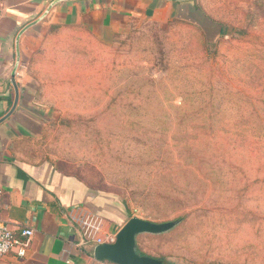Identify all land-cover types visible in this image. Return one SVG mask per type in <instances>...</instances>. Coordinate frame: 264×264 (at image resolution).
<instances>
[{
	"label": "rangeland",
	"instance_id": "374dc122",
	"mask_svg": "<svg viewBox=\"0 0 264 264\" xmlns=\"http://www.w3.org/2000/svg\"><path fill=\"white\" fill-rule=\"evenodd\" d=\"M211 2L225 34L185 18L105 43L52 25L32 52L50 121L16 149L112 194L128 220H179L142 253L264 264V0Z\"/></svg>",
	"mask_w": 264,
	"mask_h": 264
},
{
	"label": "crops",
	"instance_id": "0c3cea01",
	"mask_svg": "<svg viewBox=\"0 0 264 264\" xmlns=\"http://www.w3.org/2000/svg\"><path fill=\"white\" fill-rule=\"evenodd\" d=\"M53 1L0 0L3 11L0 18V118L15 101L12 72L17 60V37L21 29L39 18ZM211 7V0H65L24 31L20 37L21 58L16 74L20 98L13 114L0 123V215L13 227L28 226L35 233L24 258L14 252L0 254V264H98L95 245L82 242L73 216L98 212L104 218V228L114 233L128 220L126 211L112 194L94 188L78 174L57 168L50 161L36 162L32 160L35 155L17 152V144L30 143L31 139L41 136L52 110L45 100H40L44 99L46 91L35 77L33 53L41 41L37 38L45 35L52 25H58L84 28L108 43L129 35L142 22L169 23L185 18L212 26L217 24L221 34L223 21L208 15ZM162 234L141 233L137 244L140 237ZM143 254L154 256L150 252Z\"/></svg>",
	"mask_w": 264,
	"mask_h": 264
},
{
	"label": "water",
	"instance_id": "95a60500",
	"mask_svg": "<svg viewBox=\"0 0 264 264\" xmlns=\"http://www.w3.org/2000/svg\"><path fill=\"white\" fill-rule=\"evenodd\" d=\"M65 0H54L46 11L33 22L21 29L17 37V60L12 72V82L15 90V101L12 108L0 118V123L7 120L15 111L20 98L19 85L16 80L17 70L20 64V37L31 26L37 24L49 13L51 8L57 3ZM179 220H170L164 222H156L149 219L133 216L131 219L120 227L116 240L112 243L98 244L94 247V256L98 260H110L117 264H167L164 259L149 254L138 252L137 237L141 233L161 234L172 230L178 225Z\"/></svg>",
	"mask_w": 264,
	"mask_h": 264
},
{
	"label": "built area",
	"instance_id": "2783aa9c",
	"mask_svg": "<svg viewBox=\"0 0 264 264\" xmlns=\"http://www.w3.org/2000/svg\"><path fill=\"white\" fill-rule=\"evenodd\" d=\"M3 16L0 8V18ZM74 222L79 226L83 243L98 244L112 243L116 240L117 233L106 230L104 218L98 212H85L80 216H73ZM35 230L24 226L15 228L12 224L0 215V254L14 252L19 257L24 258L30 247V241ZM98 264H117L110 260H98Z\"/></svg>",
	"mask_w": 264,
	"mask_h": 264
},
{
	"label": "trees",
	"instance_id": "16d2710c",
	"mask_svg": "<svg viewBox=\"0 0 264 264\" xmlns=\"http://www.w3.org/2000/svg\"><path fill=\"white\" fill-rule=\"evenodd\" d=\"M225 33V30H222L221 31V34H224ZM186 216H181L180 219H185ZM138 252L142 253L139 249H138ZM167 263V262H166ZM167 264H171V263H167Z\"/></svg>",
	"mask_w": 264,
	"mask_h": 264
}]
</instances>
